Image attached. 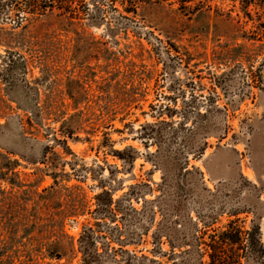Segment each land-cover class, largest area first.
<instances>
[{
	"label": "rangeland",
	"instance_id": "rangeland-1",
	"mask_svg": "<svg viewBox=\"0 0 264 264\" xmlns=\"http://www.w3.org/2000/svg\"><path fill=\"white\" fill-rule=\"evenodd\" d=\"M17 1L0 0V264H208L199 242L232 221L264 245L261 0Z\"/></svg>",
	"mask_w": 264,
	"mask_h": 264
},
{
	"label": "trees",
	"instance_id": "trees-1",
	"mask_svg": "<svg viewBox=\"0 0 264 264\" xmlns=\"http://www.w3.org/2000/svg\"><path fill=\"white\" fill-rule=\"evenodd\" d=\"M71 0H28L27 5L31 9L32 13L39 15H44L47 9L54 10L58 9L67 11L66 5H68ZM152 2L153 0H148ZM166 1V0H159ZM177 2H181L176 0ZM194 2V0H191ZM232 2H240L244 13L247 17H251V14L247 12V8L253 4L252 0H230ZM262 1V7L264 5V0ZM9 4L12 5L14 9H18L19 2L17 0H9ZM145 1H140L138 3L130 2L131 7H137L139 3H144ZM66 6V7H65ZM128 11V8H125ZM116 153V152H115ZM117 155L121 158L122 154L117 152ZM261 228L258 225H253L249 231L243 230L242 227L238 225V221L230 222L227 229L224 231L209 236V242H199V247L204 246L205 253L209 257L208 264H243L245 262H250L252 260L262 261L264 259V245L261 241ZM94 231L89 228L81 236L80 244L81 246L90 245L94 239ZM82 249V248H81ZM84 255L85 264H92L93 261H97L99 254L97 251L89 252L88 248L86 250H81Z\"/></svg>",
	"mask_w": 264,
	"mask_h": 264
}]
</instances>
